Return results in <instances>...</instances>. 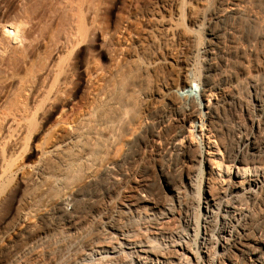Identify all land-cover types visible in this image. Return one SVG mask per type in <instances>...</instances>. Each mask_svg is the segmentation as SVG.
I'll return each instance as SVG.
<instances>
[{"label":"rangeland","instance_id":"obj_1","mask_svg":"<svg viewBox=\"0 0 264 264\" xmlns=\"http://www.w3.org/2000/svg\"><path fill=\"white\" fill-rule=\"evenodd\" d=\"M213 1L0 0V264L133 262L126 249V254H117L119 259L88 249L115 242L107 234L114 224L124 228V234L141 238L151 225L135 214H122L121 195L140 178L150 189L160 190L162 167L179 184L189 166L176 151L159 153L167 135L156 145L150 127L141 126L162 109L185 106L186 86L202 87L207 44L202 17ZM109 98L119 104L107 114L102 105ZM102 115L110 128L98 135L97 171L114 166L113 175H123L121 183L99 196L81 229L46 226L31 209V198L39 192L26 185L33 166L72 125ZM204 132H193L198 146H203ZM72 174L74 180L69 181L86 186L83 168ZM182 202L191 206V217L198 216L187 196ZM176 203L171 224L175 232H183L186 210ZM73 205L69 202L66 208L72 210ZM31 222L37 224L33 234L17 238Z\"/></svg>","mask_w":264,"mask_h":264},{"label":"bare ground","instance_id":"obj_2","mask_svg":"<svg viewBox=\"0 0 264 264\" xmlns=\"http://www.w3.org/2000/svg\"><path fill=\"white\" fill-rule=\"evenodd\" d=\"M202 20L207 35L202 87L186 86L185 106L162 109L141 126L150 127L156 145L161 135H167L159 153L176 151L189 166L179 184L160 168V190L150 189L143 178L133 180L130 191L120 197V212L144 218L151 230L145 225L148 229L139 238L112 224L107 234L115 242L107 245L109 240H104L107 244L96 245L97 250L89 245L92 253L118 257L126 249L134 257L131 264H264V0H214ZM117 102L104 100L103 111L115 109ZM109 122L103 115L97 120L84 118L33 166L26 185L39 192L31 198V209L46 226L81 229L99 196L123 177L114 176L111 165L97 171L98 135L110 128ZM194 131H205L203 146L193 140ZM130 145L128 141L127 150ZM79 168L85 187L69 181V174ZM186 196L198 216L191 217L187 200L181 205ZM175 199L178 208L186 210L183 232H175L171 224ZM69 202L72 210L66 208ZM36 227L31 222L16 237L33 234Z\"/></svg>","mask_w":264,"mask_h":264}]
</instances>
